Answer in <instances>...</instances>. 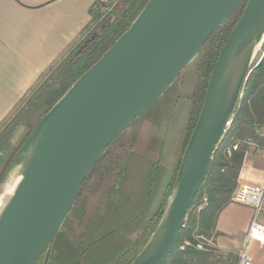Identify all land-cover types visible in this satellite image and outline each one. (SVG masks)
<instances>
[{
	"label": "water",
	"instance_id": "1",
	"mask_svg": "<svg viewBox=\"0 0 264 264\" xmlns=\"http://www.w3.org/2000/svg\"><path fill=\"white\" fill-rule=\"evenodd\" d=\"M246 2L212 70L179 183L131 264H164L264 43V0H149L129 29L46 113L0 214V264H36L111 143L159 99ZM259 49L254 52V47Z\"/></svg>",
	"mask_w": 264,
	"mask_h": 264
},
{
	"label": "trees",
	"instance_id": "2",
	"mask_svg": "<svg viewBox=\"0 0 264 264\" xmlns=\"http://www.w3.org/2000/svg\"><path fill=\"white\" fill-rule=\"evenodd\" d=\"M149 0L100 1L78 43L49 68L0 126V195L20 176L28 154L22 149L38 123L74 83L129 29ZM246 2L209 37L177 81L107 148L84 181L55 239L36 264H131L148 243L179 183L186 145L203 105L217 58L238 23ZM264 51V43L262 45ZM192 70L190 81L185 75ZM19 107V108H18ZM185 123L169 155L167 180L163 156L175 116ZM228 132L215 150L209 172L186 214V225L164 264H238L239 255L219 250L216 223L231 203L246 153H264V56L257 54L230 118ZM174 126V125H173ZM19 134V135H18ZM18 135V136H17ZM236 144L228 157L226 151ZM165 158V157H164ZM207 199V206L197 208ZM183 241L202 250L187 247Z\"/></svg>",
	"mask_w": 264,
	"mask_h": 264
},
{
	"label": "crops",
	"instance_id": "3",
	"mask_svg": "<svg viewBox=\"0 0 264 264\" xmlns=\"http://www.w3.org/2000/svg\"><path fill=\"white\" fill-rule=\"evenodd\" d=\"M99 1L0 0V126L46 71L78 43ZM259 133L264 134V128ZM263 180L264 153L251 147L238 184ZM262 212L264 224V204ZM252 216V208L230 203L218 216L214 244L238 255L245 250L254 264H264V247L250 242L244 248Z\"/></svg>",
	"mask_w": 264,
	"mask_h": 264
},
{
	"label": "built area",
	"instance_id": "4",
	"mask_svg": "<svg viewBox=\"0 0 264 264\" xmlns=\"http://www.w3.org/2000/svg\"><path fill=\"white\" fill-rule=\"evenodd\" d=\"M259 54L260 57L262 58L264 56V51L261 50ZM230 124L231 121L229 120L225 134L228 132L230 128ZM250 147L255 148L254 145H251ZM236 150H237V145L236 144L232 145L226 151L227 156L229 157L231 153L235 152ZM230 200L231 203L247 206L252 208L253 210L252 220L250 222L248 231L244 238V248L250 242H256L261 248L264 247V224H262L259 221L260 215L262 214L263 211V204H264V180L259 184L242 183L239 185L237 182V185L231 194ZM206 206H207V199L206 197H204L203 204L197 208V212L202 211ZM185 221H186V217H185ZM187 247H193L199 251L202 250V245L200 243H197L196 245L193 246L189 241H183V243L179 247V250L183 251ZM238 264H254V263L252 259L246 254L245 250H243L239 254Z\"/></svg>",
	"mask_w": 264,
	"mask_h": 264
},
{
	"label": "rangeland",
	"instance_id": "5",
	"mask_svg": "<svg viewBox=\"0 0 264 264\" xmlns=\"http://www.w3.org/2000/svg\"><path fill=\"white\" fill-rule=\"evenodd\" d=\"M111 0H101L100 2L103 3V4H107L110 2ZM114 2H116L117 0H113ZM191 74H192V70H188L186 72V75H185V79L186 81H190V77H191ZM19 108V107H18ZM173 124L168 132V136H167V144H166V152H165V155L163 156V159H162V162H163V169L165 170V175H164V178H163V184L165 183V181L167 180V173H168V170H169V155H170V152H172L177 143H178V140H179V136L182 134V130L184 129V123H185V119H184V115H182L181 113H178L176 116H175V119L173 121ZM19 135V134H18ZM17 135V136H18ZM165 157V158H164ZM15 177H12L10 179L13 180ZM8 182L6 183V186L4 187V192L1 194V195H4L6 194L7 192H11L12 190V187L15 183V180L13 182ZM0 195V196H1ZM263 215V212L262 214L260 215V218L261 216ZM260 218H259V221H260Z\"/></svg>",
	"mask_w": 264,
	"mask_h": 264
},
{
	"label": "bare ground",
	"instance_id": "6",
	"mask_svg": "<svg viewBox=\"0 0 264 264\" xmlns=\"http://www.w3.org/2000/svg\"><path fill=\"white\" fill-rule=\"evenodd\" d=\"M258 49H259V45L255 46L254 52H256ZM11 193H12V190H11V192H7L6 194L0 196V214H1V211H2L3 207L5 206V204L8 200L9 195H11Z\"/></svg>",
	"mask_w": 264,
	"mask_h": 264
}]
</instances>
